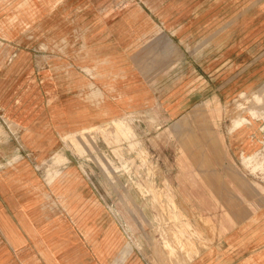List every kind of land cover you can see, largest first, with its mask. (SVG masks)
I'll use <instances>...</instances> for the list:
<instances>
[{"label": "rangeland", "instance_id": "rangeland-1", "mask_svg": "<svg viewBox=\"0 0 264 264\" xmlns=\"http://www.w3.org/2000/svg\"><path fill=\"white\" fill-rule=\"evenodd\" d=\"M263 11L0 0V264H216L264 205Z\"/></svg>", "mask_w": 264, "mask_h": 264}, {"label": "crops", "instance_id": "crops-1", "mask_svg": "<svg viewBox=\"0 0 264 264\" xmlns=\"http://www.w3.org/2000/svg\"><path fill=\"white\" fill-rule=\"evenodd\" d=\"M248 18H253V20L247 22L248 24L251 23L250 26L253 27L252 32L257 30V32L251 36L250 39H252L264 31V11L261 14L256 12L253 15L248 16ZM134 33H136L137 36L139 33L141 34V31L136 30V32ZM121 38H128V36H124ZM256 70L262 71V73H264V61L263 64ZM256 70L254 69L255 72H257ZM263 77L264 75L261 77H257L253 81L252 85L258 78ZM127 84L128 85H124L126 88L135 86L134 83L132 84V80H129ZM62 104H64V106L66 104L68 110L72 107L75 109L78 106H81L73 98H71L70 102H68L67 98L63 99ZM17 111V120L23 122L24 124L29 125L39 117L35 109L28 108L24 105V103L19 106V110L17 108ZM60 113H58V117L63 114ZM27 206L28 205L25 206L26 208L23 207L24 209L21 208V210H19L22 215H29L26 210L29 208ZM1 214L9 216L13 220V213L10 210L8 212L4 208H1L0 215ZM90 262L91 264H99L97 263L95 258L93 260H90ZM215 263L264 264V205L258 207L252 215L239 222L238 225L231 229L226 239H223L218 245H216Z\"/></svg>", "mask_w": 264, "mask_h": 264}, {"label": "bare ground", "instance_id": "bare-ground-1", "mask_svg": "<svg viewBox=\"0 0 264 264\" xmlns=\"http://www.w3.org/2000/svg\"><path fill=\"white\" fill-rule=\"evenodd\" d=\"M124 93H125V92H124ZM89 96H90V95H89ZM238 125H240V123H238V122L236 121L235 124H234V127H235V128H236V127H239ZM87 236H89V234H88ZM42 251H43V254H45L46 256H48V255H47V251H48L47 249L44 248ZM48 257H49V256H48Z\"/></svg>", "mask_w": 264, "mask_h": 264}]
</instances>
